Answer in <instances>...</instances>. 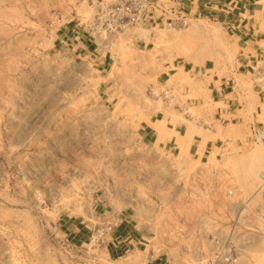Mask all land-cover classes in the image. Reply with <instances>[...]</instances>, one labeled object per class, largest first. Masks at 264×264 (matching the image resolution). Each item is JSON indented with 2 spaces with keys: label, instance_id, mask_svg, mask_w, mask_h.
Returning <instances> with one entry per match:
<instances>
[{
  "label": "rangeland",
  "instance_id": "374dc122",
  "mask_svg": "<svg viewBox=\"0 0 264 264\" xmlns=\"http://www.w3.org/2000/svg\"><path fill=\"white\" fill-rule=\"evenodd\" d=\"M257 1L248 46L203 16L112 31L93 26L90 0H0V264H225L231 255L264 264V145L252 137L264 126ZM87 41L94 55L81 51ZM253 47L254 62L240 66ZM212 76L234 80L225 92L236 98L234 120L218 115ZM151 120L187 125L217 155L146 144L138 132ZM122 215L148 226L150 240L110 258L105 234ZM68 220L93 226L86 244L71 240Z\"/></svg>",
  "mask_w": 264,
  "mask_h": 264
},
{
  "label": "crops",
  "instance_id": "0c3cea01",
  "mask_svg": "<svg viewBox=\"0 0 264 264\" xmlns=\"http://www.w3.org/2000/svg\"><path fill=\"white\" fill-rule=\"evenodd\" d=\"M161 2V0H159ZM170 3L183 9L189 16H203L204 18H212L219 23L224 24L231 32H235L239 38H247L246 45L251 46L254 33L252 30V19L256 14V5L260 2L257 0H168ZM78 38V37H77ZM81 51L88 55H94L96 51L93 42H84ZM257 49H246L244 63L242 67H248L255 57ZM205 70V68H203ZM200 68V71L203 72ZM197 71V69H196ZM230 82H234L232 78L212 76L209 80L211 97L216 102L222 103V108L218 115L222 119L234 120L239 109H234L235 101L227 100L229 94L225 93ZM238 113V114H236ZM160 120H151L141 125L138 135L146 144H158L159 147L176 152L182 155H191L196 158L204 159L208 156L217 155V145L210 139L200 138V136L188 132L187 125L182 123L173 124L166 123L163 128L158 131L157 125ZM156 125V126H155ZM117 220V219H115ZM66 227V231L72 236V241L76 244H86L91 239L93 226L85 224L83 221L74 222L68 220L61 225ZM151 230L148 226L137 225L129 215H122L117 220L115 226L110 232L105 234L108 239V254L110 258L120 257L132 251H139L147 246L150 240ZM146 251V249H145ZM165 258L154 256L148 260L147 264H165Z\"/></svg>",
  "mask_w": 264,
  "mask_h": 264
},
{
  "label": "built area",
  "instance_id": "2783aa9c",
  "mask_svg": "<svg viewBox=\"0 0 264 264\" xmlns=\"http://www.w3.org/2000/svg\"><path fill=\"white\" fill-rule=\"evenodd\" d=\"M93 5H98L95 15V28L108 23L112 31H123L128 27H144L157 21L166 22L169 26H187L189 15L178 6L166 8L159 0H90ZM264 1V0H263ZM160 12V15H158ZM252 137L256 142L264 145V126L254 127ZM264 178V176H263ZM99 236L105 230L97 231ZM225 264H238L237 258L232 255L224 259Z\"/></svg>",
  "mask_w": 264,
  "mask_h": 264
},
{
  "label": "bare ground",
  "instance_id": "6f19581e",
  "mask_svg": "<svg viewBox=\"0 0 264 264\" xmlns=\"http://www.w3.org/2000/svg\"><path fill=\"white\" fill-rule=\"evenodd\" d=\"M193 24H195V23H193ZM194 26H195V25H194ZM199 28H200V27H199ZM199 28L195 26V27H193L192 30L200 31L201 29L199 30ZM201 31H202V30H201ZM203 31H204V30H203ZM205 33H206V34H209V33H211V32H209V30H208V31H205ZM211 34H212V33H211ZM211 36H212V35H211ZM213 36H214V35H213ZM163 127H164V125H160V127H157V128H158L157 130L159 131L160 128H163ZM257 163H258V162H257Z\"/></svg>",
  "mask_w": 264,
  "mask_h": 264
}]
</instances>
